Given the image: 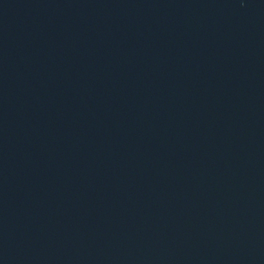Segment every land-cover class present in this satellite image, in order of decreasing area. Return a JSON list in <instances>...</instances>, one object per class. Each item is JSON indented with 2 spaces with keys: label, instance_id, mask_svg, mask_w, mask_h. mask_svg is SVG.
<instances>
[{
  "label": "water",
  "instance_id": "obj_1",
  "mask_svg": "<svg viewBox=\"0 0 264 264\" xmlns=\"http://www.w3.org/2000/svg\"><path fill=\"white\" fill-rule=\"evenodd\" d=\"M0 264H264V0H0Z\"/></svg>",
  "mask_w": 264,
  "mask_h": 264
}]
</instances>
